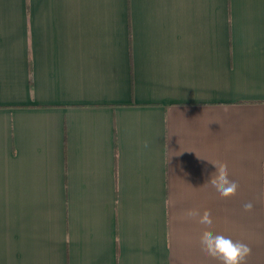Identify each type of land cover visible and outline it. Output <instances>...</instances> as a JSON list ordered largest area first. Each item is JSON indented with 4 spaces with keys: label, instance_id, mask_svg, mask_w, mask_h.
<instances>
[{
    "label": "crops",
    "instance_id": "1",
    "mask_svg": "<svg viewBox=\"0 0 264 264\" xmlns=\"http://www.w3.org/2000/svg\"><path fill=\"white\" fill-rule=\"evenodd\" d=\"M204 209L264 264V0H0V264H220Z\"/></svg>",
    "mask_w": 264,
    "mask_h": 264
},
{
    "label": "clouds",
    "instance_id": "2",
    "mask_svg": "<svg viewBox=\"0 0 264 264\" xmlns=\"http://www.w3.org/2000/svg\"><path fill=\"white\" fill-rule=\"evenodd\" d=\"M145 146H147L145 144ZM215 166V172L210 175L207 183L215 190L220 198L227 199L235 196L239 188V184L235 180L229 179V171L226 163L211 162ZM253 209V203L247 202L243 205L245 212ZM186 217L195 219L196 222L203 226L198 242L203 254L214 259L220 264H247V259L252 254L251 247L242 242L224 236L223 234L214 233L213 218L208 209L203 212L199 210H189Z\"/></svg>",
    "mask_w": 264,
    "mask_h": 264
}]
</instances>
